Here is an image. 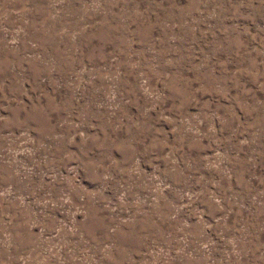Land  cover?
Instances as JSON below:
<instances>
[{"label": "rangeland", "instance_id": "374dc122", "mask_svg": "<svg viewBox=\"0 0 264 264\" xmlns=\"http://www.w3.org/2000/svg\"><path fill=\"white\" fill-rule=\"evenodd\" d=\"M0 264H264V0H0Z\"/></svg>", "mask_w": 264, "mask_h": 264}]
</instances>
